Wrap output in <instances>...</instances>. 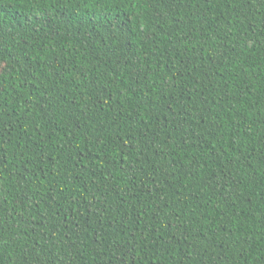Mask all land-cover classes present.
Listing matches in <instances>:
<instances>
[{"label": "trees", "instance_id": "1", "mask_svg": "<svg viewBox=\"0 0 264 264\" xmlns=\"http://www.w3.org/2000/svg\"><path fill=\"white\" fill-rule=\"evenodd\" d=\"M0 264H264V0H0Z\"/></svg>", "mask_w": 264, "mask_h": 264}]
</instances>
